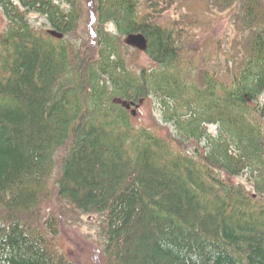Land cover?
I'll use <instances>...</instances> for the list:
<instances>
[{"label": "trees", "instance_id": "obj_1", "mask_svg": "<svg viewBox=\"0 0 264 264\" xmlns=\"http://www.w3.org/2000/svg\"><path fill=\"white\" fill-rule=\"evenodd\" d=\"M172 1L94 0L77 43L79 0H0V264H74L49 239L54 200L101 217L107 264H264L259 0H221L259 29L228 80L186 61ZM133 36L150 68L128 63Z\"/></svg>", "mask_w": 264, "mask_h": 264}, {"label": "rangeland", "instance_id": "obj_2", "mask_svg": "<svg viewBox=\"0 0 264 264\" xmlns=\"http://www.w3.org/2000/svg\"><path fill=\"white\" fill-rule=\"evenodd\" d=\"M239 1L226 6L221 0H173V6L162 20L165 24L178 29L182 39L187 42L186 61L200 70L215 72L222 80H228L233 74L238 73V69L248 56V43L256 36L255 32L259 31L254 29L251 32L246 29L243 23L244 8ZM79 2L82 19L68 40L82 43L90 38L89 31L93 25L95 5L94 0ZM259 4L263 23L264 0H259ZM4 25L5 20L0 16V34ZM106 28L114 32L112 25ZM124 42L131 46L128 63L134 69L138 71L152 66L139 41L130 38ZM135 114L138 125L152 127L157 134L159 132L165 134V130L159 131L163 128L161 118L154 114L151 105L137 107ZM210 131L214 132V127H210ZM233 181L246 185L242 179L235 178ZM247 189L250 190L249 187ZM50 209L59 227L57 234L50 235L49 239L59 253L74 264H107L103 251L104 240L100 232L102 219L99 215L83 214L57 200L52 202ZM44 216L46 217V214Z\"/></svg>", "mask_w": 264, "mask_h": 264}, {"label": "water", "instance_id": "obj_3", "mask_svg": "<svg viewBox=\"0 0 264 264\" xmlns=\"http://www.w3.org/2000/svg\"><path fill=\"white\" fill-rule=\"evenodd\" d=\"M132 40L133 41H139L141 43V45L145 44V40H144V38L142 36H133Z\"/></svg>", "mask_w": 264, "mask_h": 264}]
</instances>
